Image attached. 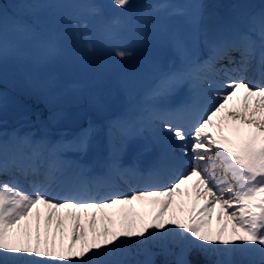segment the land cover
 <instances>
[{
    "label": "snow or ice",
    "instance_id": "1",
    "mask_svg": "<svg viewBox=\"0 0 264 264\" xmlns=\"http://www.w3.org/2000/svg\"><path fill=\"white\" fill-rule=\"evenodd\" d=\"M112 4L126 9L131 0H112ZM93 14L101 16L103 11L95 7ZM72 23L79 38L93 49L88 21ZM117 23L110 22L105 38L114 37ZM193 23L198 30V19ZM26 28L20 23L15 31ZM194 39L198 41L199 35ZM7 40L0 15V79ZM175 43L184 49L182 38L176 37ZM204 43L209 49L207 61L173 73L153 92L168 94L186 76L196 75L199 80L184 102L149 114L163 148L156 175L172 171L173 154L191 161L190 170L167 185L116 194L114 178L131 173L118 160L113 159L104 173L87 176L82 168L63 159L59 145L41 170L38 162L45 154L41 145L28 137L5 139L0 132V176L9 174L8 154L19 141L30 151L25 156L27 164L17 165L12 158L17 172L25 179L41 177L29 181L31 192L23 190L16 173L0 180V264H130L111 257L133 245L149 243L175 255L174 264H193L188 256L194 250L224 257L214 264H235L229 257L238 253H258L264 264V12L249 17L243 31L206 35ZM233 52L239 54V61ZM115 55L124 59L130 53L117 48ZM224 59L235 67L220 69L225 79L213 89L216 82L199 74ZM253 62L258 82L246 75ZM233 72L235 77L230 75ZM209 90L214 92L215 103L206 108L204 98ZM87 140V134L81 136L77 147L86 148ZM190 181V207L181 206L178 213L173 208L176 194L183 197L186 193L181 186ZM136 203L150 205L152 210L141 215L133 208ZM170 245L179 252H173Z\"/></svg>",
    "mask_w": 264,
    "mask_h": 264
},
{
    "label": "rangeland",
    "instance_id": "2",
    "mask_svg": "<svg viewBox=\"0 0 264 264\" xmlns=\"http://www.w3.org/2000/svg\"><path fill=\"white\" fill-rule=\"evenodd\" d=\"M6 1L8 4L0 0V6H2L0 15H2L3 26L8 36L5 50L17 56L26 53L31 58L28 61L31 60V63L40 66L43 73L66 75L67 79L65 81L83 86L85 90L93 91L97 100L109 99L117 91L124 93V95L129 93L127 84L114 82L107 85L108 75L116 70L123 71L124 69L131 79L145 80L156 77L155 88L149 98L143 101L142 108L138 112L127 111L122 116L115 117L109 123H100L95 126L100 137L101 146L104 149V154L101 157L102 163L109 164L110 161L116 159L121 165L125 164L124 159L127 157H133L134 159L136 157V160H138L142 154L153 153L157 150L154 144L158 143L157 127L156 129L152 127L144 128L142 125L149 122L152 126H156L149 118L152 110H168L178 105H174L172 93L184 86L176 85L168 94L153 95L157 85L171 76L164 70L163 59H166L168 53L171 52L183 61L187 67H190V63L195 62L205 49V36L219 34L220 32L224 33V30H222L224 28H218L217 24L221 19L222 5L230 0H131V6L126 9L115 7L112 0H40L38 9L43 23L46 21L57 31L59 44L53 47L48 41H38L35 35L36 31L29 34L25 30L21 33H9L11 27L20 24L17 22L20 19L27 21H22V24H32L36 18L35 13H25L23 4L16 2L17 0ZM243 2L250 7L255 4L253 0H237L235 4L239 7ZM257 2L264 7V0H257ZM95 7L102 9L103 15H94L93 9ZM259 10L261 9H256V12ZM262 10L264 11V8ZM7 17L13 19L14 23L8 22ZM194 18L199 21L198 30L193 23ZM74 20L88 21L92 43L94 44L93 49L90 50L87 47L88 42L79 38L77 29L73 27L72 22ZM113 20L118 21V23L113 26L115 33L112 38L113 41L108 42L104 33ZM201 28L205 30L204 37L201 36L203 31ZM197 35H199L198 41L194 39ZM176 37L183 39V50L177 48ZM116 40H119L120 44H117L118 41ZM117 48L127 50L130 55L124 59L117 58L115 55V49ZM147 60L150 61L144 63ZM24 67L28 68L27 71H33L27 63ZM70 69H72V72ZM27 71H24V74L29 76L30 74L26 73ZM24 74H17L14 79H22ZM205 74L210 75L209 73ZM189 77H191L190 86L197 88L199 86L197 76ZM14 79L11 74L3 75L0 79V105L10 104L7 96L8 90L15 85ZM103 86L106 88H101ZM138 94H141V90ZM41 95H46V93L42 92ZM214 103V95L208 91L204 98V106L207 105L211 108ZM75 104L76 108L71 111L75 116H85L92 110V103L87 100H80ZM12 111H15V107L12 108ZM24 128L25 130L20 131L16 128L8 129L5 124H0V132H3L5 137L10 134L15 139L28 137L35 143L39 141L47 145V150L40 161L49 159L50 153L59 145L63 146V157L68 162L75 161L73 157L67 158L64 156L68 149H76V152L79 153L78 156L89 158L91 148L88 141L86 148L80 149L77 147L81 136L85 135L82 131H78L75 136L68 139L63 134L54 139L42 123L37 128L31 126ZM120 129L124 131L118 137L117 134H114V131ZM132 141L137 144L127 147V144ZM24 146L23 143L19 142L18 144L17 141L18 151H23L26 156L30 149ZM171 160V167L177 172L178 170L187 171L191 168L190 159L181 160L173 154ZM216 174L220 178L222 175L221 170L217 169ZM120 182L123 183L122 180ZM192 183L190 181L181 186V191L186 193L183 197L180 193L176 194L173 208L178 213L181 206L190 207L192 197L187 193H192ZM182 201L185 202L183 205ZM133 208L141 215H145L152 210V206L140 203L134 204ZM169 211L171 212L172 209ZM215 226L214 214L213 227ZM170 247L173 252H179V249L174 251L175 247L171 245ZM160 250L159 246L153 248L145 245L142 247L141 254H145V261H152L155 254L159 255ZM135 253V248L131 246L116 253L111 259L130 262ZM172 259L175 261L176 256L173 255Z\"/></svg>",
    "mask_w": 264,
    "mask_h": 264
},
{
    "label": "trees",
    "instance_id": "3",
    "mask_svg": "<svg viewBox=\"0 0 264 264\" xmlns=\"http://www.w3.org/2000/svg\"><path fill=\"white\" fill-rule=\"evenodd\" d=\"M28 1H30V4H35L33 0ZM37 14L39 15V13ZM38 15L37 19H39ZM44 32L48 34L46 30H44ZM32 67L34 68V65H32ZM23 80H25V78H23ZM25 81L26 84L21 89H12L11 94L23 108L27 119L34 123L43 118L52 122V119L56 118V116L66 112L72 100L79 98L83 93L81 88L77 86L63 85L58 78H54L53 80L47 76L37 75L36 73L32 78L26 77ZM22 82L24 81H21V83ZM41 91H49L44 104H40V101H36L32 96ZM7 110H10L8 106L6 107V111ZM8 112L9 111H7V113ZM97 118H99L98 113H93L91 115V120ZM86 120H88V118ZM56 124L57 123H54V126L58 127ZM216 258L223 259L224 257L212 253L205 255L196 250L189 255V260H191L193 264H214ZM229 258L235 261V264H260L261 262V256L258 253H238ZM137 261H142V257L138 256L131 264H136ZM152 264H174V261L171 255L160 254L155 257Z\"/></svg>",
    "mask_w": 264,
    "mask_h": 264
},
{
    "label": "bare ground",
    "instance_id": "4",
    "mask_svg": "<svg viewBox=\"0 0 264 264\" xmlns=\"http://www.w3.org/2000/svg\"><path fill=\"white\" fill-rule=\"evenodd\" d=\"M8 138H11V137L7 136L5 139H8ZM158 147H161V148L157 149L159 154L161 155V152L163 150L161 139L159 140ZM12 150H13V148H12ZM13 151H9V153L12 156H14V152ZM130 170L132 171V173L136 174V176H134V177H137L136 183H133L135 185V188H137L136 190H146V189L156 188L157 187V185L155 184V181L153 180L154 176L152 174H149V170L141 169L139 167H133ZM130 182H132V181H130ZM35 211L36 210L33 209V212H35ZM40 211L43 213L44 209L41 207Z\"/></svg>",
    "mask_w": 264,
    "mask_h": 264
}]
</instances>
